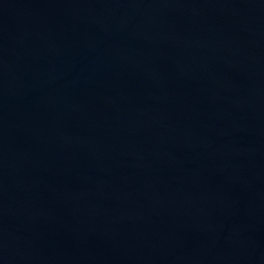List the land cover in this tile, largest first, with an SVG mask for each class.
Listing matches in <instances>:
<instances>
[{"label": "water", "instance_id": "water-1", "mask_svg": "<svg viewBox=\"0 0 264 264\" xmlns=\"http://www.w3.org/2000/svg\"><path fill=\"white\" fill-rule=\"evenodd\" d=\"M0 264H264V0H0Z\"/></svg>", "mask_w": 264, "mask_h": 264}]
</instances>
